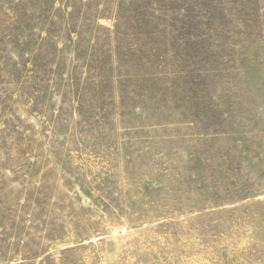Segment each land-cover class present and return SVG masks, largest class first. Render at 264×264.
Segmentation results:
<instances>
[{"label":"rangeland","instance_id":"rangeland-1","mask_svg":"<svg viewBox=\"0 0 264 264\" xmlns=\"http://www.w3.org/2000/svg\"><path fill=\"white\" fill-rule=\"evenodd\" d=\"M0 264H264V0H0Z\"/></svg>","mask_w":264,"mask_h":264}]
</instances>
